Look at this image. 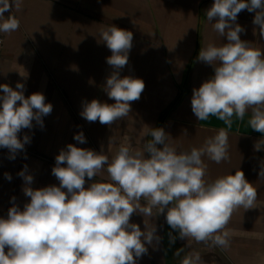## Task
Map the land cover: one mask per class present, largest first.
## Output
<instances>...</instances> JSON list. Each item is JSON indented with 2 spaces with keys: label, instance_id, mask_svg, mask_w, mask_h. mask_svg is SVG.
<instances>
[{
  "label": "clouds",
  "instance_id": "1",
  "mask_svg": "<svg viewBox=\"0 0 264 264\" xmlns=\"http://www.w3.org/2000/svg\"><path fill=\"white\" fill-rule=\"evenodd\" d=\"M13 3L19 9L22 0H0V33L20 27L15 16L4 15ZM245 9L255 13L252 22L264 39V0H214L207 9L208 22L227 42L208 43L200 49L197 60L210 65L214 74L193 89L191 110L198 121L215 116L229 128L234 115L243 119L250 112L251 129L264 135V50L241 39L245 29L237 17ZM99 35L111 51L106 62L112 72L103 91L114 103L85 100L80 115L88 122L111 127L130 114L131 103L140 99L145 82L121 77L133 33L110 25L101 27ZM24 93V83L17 82L15 89L0 84V148L8 150L9 159H15L30 143L27 134L22 139L19 134L31 130L33 122L43 128V117L53 109L43 93L27 97ZM146 135L151 140L141 149L121 143L111 158L103 151L68 144L51 169L58 185L33 188L34 178L25 165L18 175L24 181V195L30 199L21 209L12 197L7 217H0V264H138L148 247L155 249L162 238L156 224L143 221L142 230L131 217L150 218L154 209L156 215H164L172 230L170 243L178 236L228 248L227 226L234 211L255 208L257 200L256 188L239 169L207 178L205 157L216 164L229 159L228 132L220 128L200 147L188 151L178 150L162 127H150ZM74 140L86 143L82 131ZM114 142L111 137L109 143ZM255 148L261 150L259 144ZM105 170L110 182L97 181ZM4 175L11 181L9 173ZM259 177L264 178V164ZM182 251L178 249L175 255ZM181 264H203V260L194 251Z\"/></svg>",
  "mask_w": 264,
  "mask_h": 264
},
{
  "label": "crops",
  "instance_id": "2",
  "mask_svg": "<svg viewBox=\"0 0 264 264\" xmlns=\"http://www.w3.org/2000/svg\"><path fill=\"white\" fill-rule=\"evenodd\" d=\"M214 0H22L19 9L10 11L19 22L18 30L6 33L0 61V84H25V96L43 93L52 112L43 117V128L33 122L31 130L19 135L30 137L15 159L0 148V217L6 218L12 197L22 209L30 198L22 191L23 178L18 173L27 165L34 178L32 187L41 188L58 181L52 175L55 157L68 144L103 151L110 158L121 143L141 149L150 140V127L156 128L160 116L172 109L162 128L170 142L180 151L200 147L206 138L220 128L229 135V159L216 164L204 158L207 178L241 170L257 191L255 208L234 211L227 226L230 244L226 249L213 247L178 236L170 243L168 225L163 215L143 217L133 214L131 222L144 228L143 221L156 224L161 242L139 259L138 264H181L185 255L199 252L203 264H264V178L259 177L264 164V135L251 129L250 112L243 119L232 117L229 128L210 116L198 121L191 110L194 88L214 74L210 65L197 60L201 48L208 43H226L213 30L206 11ZM255 13L242 10L237 17L245 31L241 39L264 50V39L253 24ZM215 22V21H213ZM115 25L133 33L128 64L121 77L132 76L145 82L138 101L131 103L130 114L111 127L99 121L88 122L80 115L82 104L92 99L114 103L103 91L112 68L106 58L111 51L100 41L99 29ZM254 29H257L254 34ZM24 75V76H22ZM26 76V77H25ZM82 131L86 143L74 140ZM114 143H109L110 138ZM259 144L260 151L255 145ZM5 173L12 176L11 181ZM97 181L110 182L102 171ZM87 180V178H86ZM143 203V202H142ZM168 235V238H167ZM183 248L180 255L176 251Z\"/></svg>",
  "mask_w": 264,
  "mask_h": 264
},
{
  "label": "trees",
  "instance_id": "3",
  "mask_svg": "<svg viewBox=\"0 0 264 264\" xmlns=\"http://www.w3.org/2000/svg\"><path fill=\"white\" fill-rule=\"evenodd\" d=\"M173 107V106H172ZM171 108H169L165 113H163L161 116H160V119H159V122H158V125L157 127H162L164 121L166 120V118L168 117L170 111H171ZM150 140H151V137H150ZM102 182V181H101Z\"/></svg>",
  "mask_w": 264,
  "mask_h": 264
},
{
  "label": "built area",
  "instance_id": "4",
  "mask_svg": "<svg viewBox=\"0 0 264 264\" xmlns=\"http://www.w3.org/2000/svg\"><path fill=\"white\" fill-rule=\"evenodd\" d=\"M5 35H6V33H0V61H1L3 47H4V43H5Z\"/></svg>",
  "mask_w": 264,
  "mask_h": 264
},
{
  "label": "rangeland",
  "instance_id": "5",
  "mask_svg": "<svg viewBox=\"0 0 264 264\" xmlns=\"http://www.w3.org/2000/svg\"><path fill=\"white\" fill-rule=\"evenodd\" d=\"M163 217H164V215H163ZM168 230H169V231H172V230L170 229L169 226H168ZM168 233H169V232H168ZM172 234H173L174 236L177 235L175 232H173ZM167 238H168V235H167Z\"/></svg>",
  "mask_w": 264,
  "mask_h": 264
}]
</instances>
